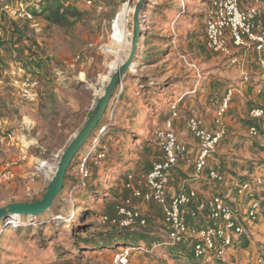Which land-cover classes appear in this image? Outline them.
<instances>
[{
	"label": "rangeland",
	"instance_id": "1",
	"mask_svg": "<svg viewBox=\"0 0 264 264\" xmlns=\"http://www.w3.org/2000/svg\"><path fill=\"white\" fill-rule=\"evenodd\" d=\"M18 1L35 13L32 20L13 19L2 10V5ZM90 1L0 0V115L12 120L0 119V133L6 137L0 142V172L8 164L13 172L10 181L0 183V207L43 198L62 153L97 109L111 77L130 53L138 0ZM208 4L209 0H145L134 67L115 86L95 129L69 160L53 205L34 217L18 215V225L9 223L10 217L0 220V264H105L125 246L134 247L129 248V264H168L166 246L156 245L158 238L167 237L160 206L131 197L124 185L130 175L132 184L144 189L152 162L162 158L153 143V129L167 118L166 103L180 104L175 93L181 88H170L184 84L192 99L208 90L202 103L184 108L178 116L182 135L195 142L187 121L196 116L204 128L205 122L210 125L214 98L221 96L208 88L216 67H238L204 46ZM43 5L59 10L69 6L79 14L56 23L40 14ZM260 7L264 14V0ZM125 8L122 41L114 55L107 46H116L113 23ZM4 69H11L10 80ZM25 78L37 83L34 100L22 95ZM199 81L206 84L195 92ZM174 96L176 101L170 98ZM243 106L242 116L235 106L225 116H237L246 129L251 107L249 102ZM219 149L213 162L252 161L243 155L242 143L229 136ZM82 165L86 175L80 172ZM186 172L176 170L180 178H188ZM126 198L146 215V227L121 230L102 223L101 217L114 215ZM110 240L120 243L107 248ZM185 248L190 255L192 246L186 243Z\"/></svg>",
	"mask_w": 264,
	"mask_h": 264
},
{
	"label": "built area",
	"instance_id": "2",
	"mask_svg": "<svg viewBox=\"0 0 264 264\" xmlns=\"http://www.w3.org/2000/svg\"><path fill=\"white\" fill-rule=\"evenodd\" d=\"M83 1H86L87 4L91 3L90 0ZM2 10L13 19H30L32 17L27 3L23 1L4 4ZM205 39L208 50L225 55L232 65L241 66L242 64V58L234 53L237 48L244 49V51H255L257 53L256 61L262 75V85L257 86V91L264 90V14L260 7V0H248V4H244L240 0H211L205 10ZM19 71L21 70L19 69ZM243 76L244 80H247L246 75ZM21 85L22 95L27 100H34L37 96L36 81L25 78ZM231 94L232 89H229L226 95L217 102L214 116L216 124L221 123ZM172 109H175V105H172ZM174 115L173 112L172 117ZM250 115L263 117L264 110L253 108ZM187 127L194 137L199 140L200 150L196 160V171L199 172L204 167L205 158L214 150L215 144L221 138L223 130L221 128L214 132L206 130L202 127V121L198 117H190L187 121ZM9 134L8 136H10ZM248 134L257 136V128L251 126ZM4 139L5 137L0 133V142H3ZM155 139L157 145L164 152V160L155 162L146 175V190L142 192L136 189L133 196L141 197L144 201L153 200L162 205L165 222L168 226L165 242L167 245L173 246L182 241L183 238L191 237L195 241L193 244L195 258L204 259L209 264H227L225 261L226 247L236 241L239 243L241 236L245 233L243 225L236 220L238 210L229 206L225 197L216 195L200 202L198 210H207L208 217L218 220L220 223L217 226H207L199 229L189 227L185 222L181 207L187 205L196 196V192L194 190L187 192L181 189L169 202L165 201L164 192L168 170L177 163L178 159L186 160L190 150L177 140L171 119L165 121L162 127L156 128ZM24 158L25 155L21 156V159ZM80 172L86 175L87 171L83 165ZM209 176L217 180L222 178L214 171H210ZM12 177L13 172L10 164H8L0 172V183L8 182ZM262 185H264V164L257 166L251 179L240 182L236 191L239 195H242L246 192L255 191ZM127 186H130V184L128 183ZM260 212V201L251 200L247 205V217L254 220ZM194 213L192 212V214ZM118 215L121 216L119 220L121 226H129L136 220L141 225L145 224V219L138 209L120 206ZM115 219H112V222H115ZM234 239L236 240L233 241ZM129 248L134 247L125 246L119 249L113 255L109 264H129ZM255 264H264V257H258Z\"/></svg>",
	"mask_w": 264,
	"mask_h": 264
},
{
	"label": "crops",
	"instance_id": "3",
	"mask_svg": "<svg viewBox=\"0 0 264 264\" xmlns=\"http://www.w3.org/2000/svg\"><path fill=\"white\" fill-rule=\"evenodd\" d=\"M220 55V54H219ZM223 56V55H221ZM257 53L253 50L243 51L240 53V58H242V64L239 65L237 68H232L230 71L225 70L223 66L216 67L215 69V78L213 81H211L208 84L209 92H213L215 90L219 93V95L223 96L226 92V89L230 86H233L232 88V101L230 103V107L232 108L235 106L237 108L238 114L241 115V112L244 110L243 102L248 101H255L256 103L263 104L264 103V95H258L255 92V87L258 85L259 81L262 79V75L260 72V69L258 67V64L256 62ZM3 73L5 76L8 77L10 80V73L11 69H4ZM246 75V79L244 80V76ZM240 75V76H239ZM236 76H239L238 80L235 79ZM233 81H236L235 85L233 84ZM191 82L190 80L186 81V84H189ZM206 83L199 81V83L196 85L197 88L195 92L199 89H201L202 86H204ZM186 85L184 84H176L173 88H170L169 91L175 92L178 88H181L179 92L175 93V96H180L179 99V107L178 109V115L180 116V112L183 111L184 108H191L194 104L202 103V97H204V94L208 93V90L203 89V93H200L199 99L194 97L192 99V95L187 93L186 91ZM217 87V89H216ZM218 88H221L220 90ZM183 90V91H182ZM185 94V95H184ZM187 94V95H186ZM170 97L173 101H176V97ZM202 99V100H201ZM201 100V101H199ZM169 101V100H168ZM167 101V102H168ZM177 102V101H176ZM175 102V103H176ZM168 109V103H166ZM215 116V111L213 113V118ZM213 118L212 121H210V125H208L205 121V129H213ZM0 119L3 121L11 122L12 120L8 118L7 116L0 115ZM223 126L225 129V137H230L233 142H240L242 143V146L245 149V155L248 158H252L253 163L260 162L259 165L264 164V156H263V148H264V136H258L254 139H250V137L247 134V130L242 126V124L239 121V118L236 116H224ZM174 128L178 134V136L188 144L194 147V141L193 139H189L187 136L182 135L184 131H180L178 117L174 120ZM222 128V130L224 131ZM9 130V129H8ZM11 132V130H10ZM228 135V136H227ZM244 136V137H242ZM239 139V141H238ZM237 147V146H236ZM215 151L220 152L221 149L218 150V147H216ZM249 151V152H247ZM213 155H211L212 157ZM213 159V158H212ZM237 163L232 162L227 163L226 165H222L224 163H217L218 160L214 163L216 164V168L225 175V182L224 183H215L209 179H207L206 176H202L200 178L194 177L189 182L185 180L184 178H180L176 174V170L171 173L168 187H167V196L171 197L175 194V192L180 189V187H186V188H196L198 192V196L200 198H208L209 196H212L216 193H222L225 196H228L230 200L234 202V204H237L238 206H242L241 208L245 207L246 203L243 198H236L235 194L233 193V181L236 177L243 178L245 177L248 172L252 170V166L247 163V161L240 160L239 158H236ZM262 162V163H261ZM213 160L210 162L208 161V166L213 167ZM187 165H183L180 169L184 170L186 172ZM186 174H189L186 172ZM191 175V174H189ZM193 175V174H192ZM188 182V183H187ZM261 199H264L261 196ZM189 217V216H188ZM191 224L189 225L191 228H195L197 224H201V220L198 219H189ZM196 223V224H194ZM250 240L248 245L244 249H229L225 253V261L227 263H233V264H254V259L258 255V253L264 254V216H262L257 224H253L250 226ZM165 240L162 237V242ZM160 242V243H162ZM109 261L105 264H109ZM195 261V260H194ZM168 264H186L187 261L180 260V262L169 260L167 259ZM184 262V263H183ZM151 264H161L158 261H152ZM193 264H209L205 263L203 260L195 261Z\"/></svg>",
	"mask_w": 264,
	"mask_h": 264
},
{
	"label": "trees",
	"instance_id": "4",
	"mask_svg": "<svg viewBox=\"0 0 264 264\" xmlns=\"http://www.w3.org/2000/svg\"><path fill=\"white\" fill-rule=\"evenodd\" d=\"M210 2H211V0H209V4H210ZM209 4L207 5V7L209 6ZM3 6V5H2ZM206 7V8H207ZM206 10V9H205ZM32 13V12H31ZM45 14V18L47 19V20H52V21H55L56 23H60V22H62L65 18H67V16H73V17H76L79 13H77V10H74V9H72L71 7H69V6H67V7H65V8H63V9H61V10H59L58 8H54L53 7V5H43L42 6V8H41V11H40V14ZM35 13H32V17L30 18V19H21V20H32L34 17H35V15H34ZM37 14V13H36ZM20 20V19H19ZM205 42H206V39H205V31H204V46H205V48L207 49V47H206V45H205ZM208 50V49H207ZM208 51H210V50H208ZM244 51V49H236V55L237 56H239L240 57V53H242ZM212 52V51H211ZM215 53V52H214ZM218 54H220V55H223V54H221V53H218ZM224 57H225V60H227V62H228V59H227V57L225 56V55H223ZM257 58V57H256ZM257 62V61H256ZM258 85L259 86H261L262 85V79L259 81V83H258ZM258 85H256V87H255V92L258 94V95H264V90L263 89H261L259 92L257 91V86ZM233 87H228L227 89H226V92H225V94L223 95V96H220V97H215L214 99H215V101H214V107H215V110H216V108H217V102L220 100V99H222L225 95H226V93H227V91L229 90V89H232ZM233 92V91H232ZM231 101H232V94H231V97H230V100H229V103H228V107H227V109L225 110V112H224V114H223V117H222V120H221V123L220 124H216L215 123V118H213V125H214V127H213V129H206V130H208V131H210V132H214V131H217V130H219L220 128L222 129H224V126H223V121H224V116L226 115V113H227V111H228V109H229V107H230V103H231ZM249 103H250V110H249V112H248V126H247V128H246V130H247V134H248V130H249V128L251 127V126H254V127H256L257 128V130H258V135L257 136H250L249 134H248V136L250 137V139H254V138H256V137H260V136H264V116L263 117H253L252 115H250V111H251V109H253V108H262L263 110H264V103L263 104H259V103H256L255 101H248ZM172 105H175V103L174 104H170L169 105V114L167 115V118L165 119V120H163L162 122H161V124L160 125H158V126H156L154 129H153V143H154V145L157 147V149L159 150V152L161 153V159H159V160H157L158 162L159 161H162V160H164V152H163V150H162V148L161 147H159L158 145H157V142H156V139H155V130H156V128H158V127H162L163 125H164V123H165V121H167L168 119H171V123H172V127H173V130H174V133H175V135H176V137H177V140L179 141V142H181V143H183L185 146H186V148L187 149H189L190 150V153H189V155H188V158L185 160V159H178V161H177V163L172 167V168H170L169 170H168V172H167V182H166V184H165V192H164V194H165V201L166 202H169L170 200H171V198L174 196V195H176L181 189H183V190H185V191H189V190H194L195 192H196V196L193 198V199H191V201L187 204V205H184V206H182L181 207V211H182V213H183V215H184V218H185V222H186V224L189 226L190 224H191V222L189 221V219H200L201 220V222H203V223H201V224H197L196 226H195V228L196 229H199V228H203V227H207V226H217L219 223H220V221H218V220H213V219H210L209 217H208V211L207 210H203V211H199L198 210V205H199V203L200 202H203V201H206V200H208V199H210V198H212V197H214V196H216V195H220V196H223V197H225V199H226V202L228 203V205L229 206H231L233 209H237L238 211V214H237V221L239 222V223H241L242 225H243V227H244V229H245V233L241 236V238H240V242L238 243L237 241L236 242H234V243H232V245H230V246H227L226 247V251L225 252H227L229 249H244L247 245H248V243H249V240H250V235L248 234V231H250V226L251 225H253V224H257L258 223V221H259V219L262 217V216H264V199H261V196L263 197V194H264V185H262L259 189H257V190H255V191H251V192H246V193H244V194H242V195H239L238 193H237V191H236V189H237V185L240 183V182H242V181H244V180H246V179H251L252 177H253V175H254V173H255V170H256V168H257V166L260 164V162H257V163H252L251 164V162L253 161H251L250 163H248V164H250L253 168H252V170L250 171V172H248V174L245 176V177H243V178H238V177H236L235 179H234V181H233V187H234V189H233V193L235 194V196H236V198H243L244 200H245V203H246V205H245V207H243V208H241L240 206H238L237 204H234V202L232 201V200H230V198L228 197V196H225L224 194H222V193H216V194H214V195H212V196H209L208 198H200L199 196H198V192H197V190H196V188H186V187H180V189H178L176 192H175V194L173 195V196H171V197H168L167 196V187H168V183H169V179H170V176H171V173L173 172V171H175V169H180L183 165H187V168H189V169H191V172L189 173V174H191V175H189V174H187V176H188V178H184L185 180H187L188 182L191 180V179H193L194 177H197V178H200V177H202V176H206L207 177V179H209V180H211V181H213V182H215V183H217V184H219V183H224L225 182V175L224 174H222L215 166H216V164L213 162V164H212V166L213 167H209L208 166V161L210 162L211 160H213L212 158H213V156L211 157V155H213V153L215 152V149H216V147H218L219 145H220V143H221V141H222V139L223 138H226L225 137V129H224V131H223V133H222V136H221V138L220 139H218V141H217V143L215 144V146H214V150L205 158V164H204V167L202 168V170L201 171H199V172H197L196 171V160H197V156H198V154H199V150H200V144H199V140L197 139V138H195L194 137V135L191 133V131L189 130V132L193 135V137L196 139L195 140V142H194V147L193 146H191L190 144H188L187 142H185V141H183L179 136H178V134H177V132H176V130H175V128H174V120L179 116L178 115V107H177V105H175L176 107H175V109H172ZM173 112H174V116L172 117V114H173ZM241 116H242V114H241ZM191 117V116H190ZM189 117V118H190ZM192 117H196V116H192ZM240 119V118H239ZM202 127H203V125H202ZM204 128V127H203ZM7 132V131H6ZM8 132H9V130H8ZM6 138V137H5ZM264 149V148H263ZM262 152H264V150L262 151ZM157 161H154V162H152V164H151V168H150V170L152 169V166H153V164L155 163V162H157ZM247 161H249V159H247ZM262 163V162H261ZM149 170V171H150ZM210 171H214V172H216L218 175H220L222 178H221V180H217V179H213V178H211L210 176H209V173H210ZM149 173V172H148ZM147 173V174H148ZM193 174V175H192ZM130 176V175H129ZM128 176V178H127V180H126V182H125V185H124V187L125 188H127V189H129L130 191H131V197H133V198H135V199H139V200H141V201H144L141 197H134L133 196V192H134V190H136V189H138V190H140V191H142V192H144L145 190H146V188H144V189H139V187H135L133 184H132V177L130 176L129 177ZM187 182V183H188ZM130 184V186H127V184ZM254 199H256V200H259L260 201V207H261V212H260V214H258V216L254 219V220H251L250 218H248L247 217V213H246V211H247V205H248V203L251 201V200H254ZM128 201V202H127ZM150 201H152V202H155V203H157L156 201H153V200H150ZM130 202H131V199L130 198H126V199H124V202L120 205V206H127V207H129V208H132V209H137V208H134V207H132V206H130ZM145 202H149V201H145ZM159 206H160V208H161V211H162V213H163V217H164V212H163V208H162V205L161 204H159V203H157ZM192 212H195L194 214H192ZM142 213V212H141ZM86 214L87 213H85V211H84V217H86ZM142 216L144 217V219H145V224H143V225H141L140 223H139V221L138 220H136V221H134L132 224H130L129 226H126V227H124V226H121L120 225V223H119V220H120V218H121V216L120 215H118V209H117V211L114 213V215H103L102 217H101V220H102V223L103 224H108L110 227H115V228H119V229H121V230H134V229H136V228H144V227H146L147 226V217H146V215H144V213H142ZM189 216V217H188ZM105 218V219H104ZM116 218V219H115ZM112 219H115V222H112ZM194 224H196V223H194ZM164 226L166 227V230L168 231V226H167V224H166V222H165V218H164ZM190 227V226H189ZM167 231H166V233H167ZM158 240V242L156 243V245H165L166 246V250H167V252H168V254L170 255V259H172V260H174V261H177V262H180V260H186L187 261V263L188 264H191V263H195V261H199V260H203L204 261V259H201V258H195L194 257V255H193V244H194V240L191 238V237H185V238H183L182 239V241H180L179 243H177L176 245H167L166 243H164V240H163V242H162V238H158L157 239ZM236 239H234L233 241H235ZM94 243L93 244H95L96 242H97V240L96 241H93ZM160 242H162V243H160ZM166 242V241H165ZM117 243H120V240H118V241H116V240H110L108 243H106L107 245L106 246H108L107 248H113L114 246H117L116 244ZM189 244V245H191L192 246V251H191V254L190 255H188L187 253H186V251H184L186 248H185V244ZM96 244H98V242L96 243ZM156 245H154L153 244V247L155 248V246ZM92 246H94V245H92ZM185 248V249H184ZM263 250H264V248H263ZM118 250H116V251H114L113 253L115 254L116 252H117ZM113 254V255H114ZM113 257V256H112ZM129 257H130V254H128V260H129ZM258 257H264V254L263 253H258V255L255 257V259L254 260H256ZM112 259V258H111ZM111 259H110V261H111ZM195 260V261H194ZM110 261H109V263H110ZM184 263V262H183ZM186 263V264H187ZM205 263H208V262H205ZM227 263V262H226ZM227 264H233L232 262L231 263H227ZM254 264H255V261H254Z\"/></svg>",
	"mask_w": 264,
	"mask_h": 264
},
{
	"label": "water",
	"instance_id": "5",
	"mask_svg": "<svg viewBox=\"0 0 264 264\" xmlns=\"http://www.w3.org/2000/svg\"><path fill=\"white\" fill-rule=\"evenodd\" d=\"M145 0H138L135 5L133 14V39L131 41V50L127 59L118 67L117 72L111 77L109 83L105 88V92L100 99L97 109L94 111L90 119L83 126V128L77 133L76 137L67 145L64 152L62 153L56 173L51 180L48 190L46 191L43 198L35 203H19L12 202L3 207H0V220L9 218L16 215L24 216H37L48 210L54 203L59 191L62 188L64 172L67 167L69 160L72 158L73 154L79 148V146L89 137L93 129H95L98 121L103 115L106 106L108 104L109 98L115 88V86L121 82L122 77L129 72V70L134 67V59L136 56V51L138 47V39L140 35V17L141 9Z\"/></svg>",
	"mask_w": 264,
	"mask_h": 264
},
{
	"label": "bare ground",
	"instance_id": "6",
	"mask_svg": "<svg viewBox=\"0 0 264 264\" xmlns=\"http://www.w3.org/2000/svg\"><path fill=\"white\" fill-rule=\"evenodd\" d=\"M126 11V8L118 14L116 20L113 23V34H112V40L113 42L116 44V46H107V51L114 54V55H118L119 53V48L121 45V41H122V29H121V25H122V19L124 16V13ZM118 67V65L116 66V68ZM118 69V68H117ZM18 215L16 216H12L10 217L8 220L9 223L13 224V225H18ZM62 218V217H59ZM20 224V223H19Z\"/></svg>",
	"mask_w": 264,
	"mask_h": 264
}]
</instances>
